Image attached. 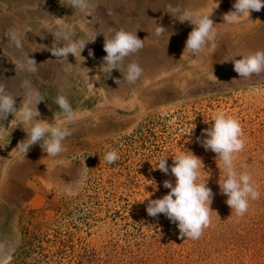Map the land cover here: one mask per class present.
I'll list each match as a JSON object with an SVG mask.
<instances>
[{
  "label": "rangeland",
  "instance_id": "obj_1",
  "mask_svg": "<svg viewBox=\"0 0 264 264\" xmlns=\"http://www.w3.org/2000/svg\"><path fill=\"white\" fill-rule=\"evenodd\" d=\"M233 3L217 0L210 16L215 46L190 56L184 47L193 25L166 11H210L214 0H104L102 11L111 21L94 20L98 30L113 25L136 31L144 47L125 64L141 67L135 86L152 95L140 96L132 112L119 114L125 124L108 119L109 105L94 80L97 68L92 70L82 54H69L72 70L60 66L53 78H41L44 100L36 105L37 118L49 123L62 119L57 95L80 109L64 152L46 156L38 143L23 155L16 149L27 135L22 126L11 113L0 121V264H264V73L239 78L229 59L264 50V6L237 24L223 23ZM100 4L92 0L91 9ZM158 24L167 32L154 42ZM15 74V65L0 66V84L16 95L19 108L29 82ZM217 112L239 121L244 148L234 154V167L251 177L259 193L242 216L231 212L220 192L219 157L200 142ZM108 151L118 155L113 164L104 161ZM181 151L201 159L198 181L213 193L210 224L196 240L179 236L163 214L146 212L149 200L169 191L163 182L175 183L170 170L162 173L151 163L168 155L170 168L172 155ZM54 159L63 163L53 167Z\"/></svg>",
  "mask_w": 264,
  "mask_h": 264
},
{
  "label": "clouds",
  "instance_id": "obj_2",
  "mask_svg": "<svg viewBox=\"0 0 264 264\" xmlns=\"http://www.w3.org/2000/svg\"><path fill=\"white\" fill-rule=\"evenodd\" d=\"M59 2L66 7H71L73 12H79L85 16L92 6V0H59ZM216 6L217 0H214V6L210 11L196 12L179 8H169L166 11L180 22L193 25L184 47V51H187L190 56L202 53L206 47L215 46L216 24L210 16ZM262 6H264V0H234L232 9L223 14V23L237 24L244 17H249L252 11H260ZM81 30L84 31L83 25ZM46 32H50L57 41L62 42L50 48L52 55L66 61L69 54L75 58L82 57L81 52L86 42L93 41L97 34L93 33L91 38H84L87 36V32L84 31V37H75L72 25L59 19L49 26ZM165 32L167 31L164 27L158 24L154 27L152 34L156 39H160ZM22 35L16 32L8 33L9 39L17 47L21 46ZM143 47L144 41L137 37L136 31L118 29L108 36L104 35L103 50L106 55L102 58L100 71L108 75L113 69L118 70L124 81L135 83L140 78L142 69L134 61L125 64V60ZM91 55L92 52L89 51V56ZM236 56L240 58L235 59ZM229 59L232 60L233 69L239 78L247 79L264 73V50H256L247 55L236 53ZM20 67L27 72L36 71V63L33 59H27ZM15 96L9 94L0 84V121L5 120L11 113L17 120V124H20L27 134L26 138L17 144L16 149L24 155L31 146L39 143L41 149L46 152V156L58 157L65 151L63 142L71 135L70 125L80 119L67 97L62 94L55 97L54 103L58 106L62 119L49 123L37 118L39 112L36 105L44 100L38 90L30 89L19 108L15 107ZM209 119L212 124L202 130L204 138L200 142L205 150H211L219 157V167L224 173L218 182L220 192L226 195V204L231 212L242 216L248 211L249 201L256 200L259 193L251 182V177L247 173H238L234 167V154L244 148L241 125L238 120L223 112H217ZM209 119L205 122L207 123ZM192 128L184 133H189ZM167 157L168 155L160 156L151 164L153 169H158L165 174L170 170L175 177V183L165 180L163 186L169 191L161 198L149 200L146 212L153 217L163 214L170 222L176 224L179 236L196 240L210 224L209 205L213 193L206 186V182L198 181L202 167L199 157L191 151H181L172 155L173 164L170 168L166 164ZM117 160L118 155L115 151H108L104 155V161L108 164H113ZM52 163L53 167H56L63 161L54 159ZM63 191L65 194H71L70 187H65Z\"/></svg>",
  "mask_w": 264,
  "mask_h": 264
},
{
  "label": "crops",
  "instance_id": "obj_3",
  "mask_svg": "<svg viewBox=\"0 0 264 264\" xmlns=\"http://www.w3.org/2000/svg\"><path fill=\"white\" fill-rule=\"evenodd\" d=\"M99 1L101 4L98 9H90V12L85 16L79 12H73V9L62 5L59 0H0V66L15 65L17 73L15 77L20 82L28 81L29 90H38L42 95L44 86L40 83L41 78L43 82L48 76L53 78L60 66L68 73L72 70L66 60L55 58L50 52L51 47L62 42L57 41L50 32H46L47 28L59 19L72 25L75 37H84V31L87 32V36L84 38H91L93 33H97L93 41L86 42L81 54L84 61L92 66V70H94L93 67L97 68L94 80H97L103 100L106 105H109L104 117L108 115V119H115L123 125L126 120L120 118V113L132 112L137 105L138 98L140 96L148 98L152 92L143 94L142 89L136 87L135 83L124 81L122 74L115 69L108 75L100 71V66L103 63L102 58L106 55L103 50L104 35H110L116 28L111 25L110 31L98 30L96 21H111L105 17L104 11H102L104 0ZM107 14H110L107 17H113L111 12H107ZM114 18L117 20L118 16L115 15ZM81 25L84 26V31L81 30ZM9 32L23 34L20 47H17L9 39ZM156 40L159 41V39ZM152 41L155 42V37ZM89 51L92 52L91 56H89ZM27 59H33L36 63L35 72L21 69L20 66ZM41 70L44 71L43 77L39 76ZM153 71H158V69ZM154 92L156 91L153 90ZM73 109L74 111L80 110L76 107Z\"/></svg>",
  "mask_w": 264,
  "mask_h": 264
}]
</instances>
